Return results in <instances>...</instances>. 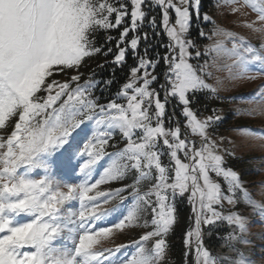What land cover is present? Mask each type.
I'll return each mask as SVG.
<instances>
[{
	"label": "snow or ice",
	"instance_id": "1",
	"mask_svg": "<svg viewBox=\"0 0 264 264\" xmlns=\"http://www.w3.org/2000/svg\"><path fill=\"white\" fill-rule=\"evenodd\" d=\"M225 2L233 14L251 9L255 19L239 26L264 34V0ZM200 7L201 0H0V264H167L185 201L182 264H255L236 247L251 243L239 206L264 222V204L228 165L234 154L221 149L224 138L212 136L221 117L201 119L194 109L198 94L217 91L191 62L190 49L202 55L188 38ZM119 29L118 38L109 34ZM161 30L165 54L152 56ZM213 35L224 40L205 53L231 60L233 79L264 77V42L218 27ZM129 53L126 82L101 102L96 91L115 82ZM99 55L112 56V78L96 80L93 71L84 79L81 69ZM239 131L264 139L259 130ZM117 133L122 147L110 144ZM225 223L231 230L220 238L234 255L216 256L205 230L218 235ZM135 228L144 230L138 240L103 246Z\"/></svg>",
	"mask_w": 264,
	"mask_h": 264
},
{
	"label": "rangeland",
	"instance_id": "2",
	"mask_svg": "<svg viewBox=\"0 0 264 264\" xmlns=\"http://www.w3.org/2000/svg\"><path fill=\"white\" fill-rule=\"evenodd\" d=\"M234 6L235 5L226 3L225 0H212L211 7L205 10L201 1V18L197 19L195 15H193L188 38L196 42L197 48L202 55L199 58H195L196 49H190L194 57L191 62L204 66V78L206 83L217 89L216 93L205 92L203 94H211L221 99L220 107L213 113L221 117L220 121L214 125L215 130L212 132L213 138L216 139L218 143H220L221 137L224 138L223 143L220 144L221 149L226 148L229 152L234 154V157H226L228 165L241 174L244 186L248 189L252 199L258 203L264 204V139L248 136L239 131L241 128H250L264 132V88L261 87L264 85V77H260L254 81L233 79L227 68V65L231 64V60L226 56L217 55L215 52L209 51L205 53L206 47L213 46L217 40H224L223 36L213 35L217 27L243 35L256 46L264 42V34L256 33L250 29L239 26L244 20H254L256 14L249 8L242 9V12L247 13V15H241L240 13L233 14L231 8ZM155 13L157 21L159 22L161 18L160 9H155L153 15ZM205 13L211 17L210 21H203L202 16ZM170 19L172 23H174L175 13L171 10ZM192 28L195 31L194 36H191ZM199 30H203L206 35L203 37L199 36ZM131 35L130 33L129 38H131ZM161 35H164L163 37L165 38V42L161 44V47H163L164 44L168 43V38L162 30ZM161 35L156 37L155 42L162 41ZM225 44L228 47L231 46L227 40H225ZM128 57L132 58L131 53H129ZM111 60L112 58H110V61ZM98 63V56L87 61V65L81 69V71L84 72V79H87L89 75L93 73ZM133 63H135V61H133ZM207 73H211V75H206ZM65 78L64 76L57 77V79L60 80ZM96 95L98 96L97 91ZM249 111L252 113L251 115L245 114ZM213 114L206 115L198 113L201 119ZM194 139L198 140V138ZM123 143L119 133L110 141V144H115L118 147H122ZM107 150L113 152L117 149L109 147ZM101 163L103 164L104 161ZM119 186V184L114 183L111 185H103L102 188L107 189ZM179 207L180 219L183 216V209L185 207L188 208L189 215H191V208L186 201L181 203ZM229 208L230 206L225 204V210ZM239 211L247 217L248 234L246 239L251 241V243L248 245L237 244L236 247L241 249L245 256L253 260L255 264H264V222H259L261 221V217L257 214V210L243 202H241L239 206ZM230 230L231 229L226 223L220 225L218 235L214 232L213 235L209 237L207 230H205V245L210 248L213 255H234V253L226 248L224 240L220 238L226 236L227 232ZM142 231L144 230L139 228L128 229L123 234H117L111 241L104 242L103 246L114 247L116 244H129L133 240H138Z\"/></svg>",
	"mask_w": 264,
	"mask_h": 264
},
{
	"label": "trees",
	"instance_id": "3",
	"mask_svg": "<svg viewBox=\"0 0 264 264\" xmlns=\"http://www.w3.org/2000/svg\"><path fill=\"white\" fill-rule=\"evenodd\" d=\"M202 5L205 10L209 9L212 5V0H201ZM155 12V11H154ZM156 15V13L154 14ZM119 30H112L109 34L114 37H119ZM192 35H195V31L192 28L191 31ZM103 35V34H102ZM164 35H161L162 41L161 42H155L156 38L152 40V44L154 47L150 49V55H155L157 52L160 53L161 56L165 54L166 49L161 47L162 42H165ZM113 42L111 47H113V50L115 51ZM144 44L141 43L140 50L143 52ZM110 58H112L111 55H109L107 58H105L103 55L98 56L99 63L97 67L95 68V79L96 80H107L109 78H112L113 75V68L114 65H109L106 61H110ZM134 60L132 58L128 57L127 63L123 67L115 68V82L105 88L103 85L100 86V88L97 90L98 96H101V92L103 93L101 96L102 102H107L108 99L114 98L117 90L120 88V86L126 82L127 76H128V70L129 67L134 65ZM105 65L103 68L99 67V65ZM221 105V99L216 98L211 94H198V102L194 105V109L197 110L200 114H213L214 111H216ZM184 213L182 218L179 221V224L176 226L175 231L173 234L169 237V242L172 245L171 250L168 254L167 258V264H182V252H183V234L187 229L188 226V217H189V210L187 207L183 209Z\"/></svg>",
	"mask_w": 264,
	"mask_h": 264
}]
</instances>
